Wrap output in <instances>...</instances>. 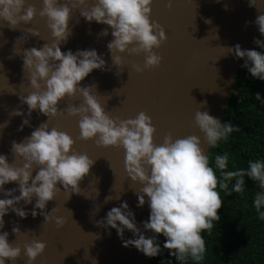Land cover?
<instances>
[{
  "label": "clouds",
  "instance_id": "clouds-1",
  "mask_svg": "<svg viewBox=\"0 0 264 264\" xmlns=\"http://www.w3.org/2000/svg\"><path fill=\"white\" fill-rule=\"evenodd\" d=\"M26 3L27 0H0V21H6L9 28L14 29L21 22L27 25L38 14L47 18L52 39L39 48L23 49L21 68L24 75L27 73L33 91L18 97L21 104H26L27 110L14 109L11 113L21 116L17 130L30 126L33 111L38 116L44 115L47 120L61 111L78 115L80 139L94 138L99 146L123 148L127 177L140 186L138 190L133 189L136 207H143L147 202L149 213L146 220L138 223L127 201L121 200L118 206L111 207L104 217L96 221L98 226L105 230L109 227L115 229L124 247L134 246L149 258L161 256L159 264H165V249L168 250L167 256L174 257L180 264L189 259L198 264L205 253L201 232L210 230L213 221L220 219L217 210L222 201L217 188L228 195L241 193L244 191L245 177L258 186L252 207L258 218L264 220V160H249L247 168L226 170L229 155L225 152L215 155L214 166H210L209 154L197 135L173 139L166 134L163 142L157 145L153 142L155 128L145 112L141 111L135 118L128 119L110 117L91 94L94 85L80 84L94 69L110 70L104 53H98L95 48L61 51V45L67 42L71 33L68 21L72 11L85 5L87 0H41L42 7L38 13L30 3L25 7ZM151 3L152 0H93L88 8H80L79 15L86 23L108 26L99 31V36H107L111 30L113 38L106 43V48L112 65L121 66L122 58L115 53L124 52H142L143 69L159 65L161 57L153 49L160 46L166 35L156 21H150ZM248 4L255 6V0H248ZM253 23L260 36L264 37V12H259ZM26 32L39 35L38 30L31 27ZM27 38V35H21L16 42L23 43ZM253 43L256 48L242 49L238 43L220 48L222 55L243 58L241 67L253 79L264 81V39L254 37ZM132 67L137 72L143 70L136 64ZM76 93L82 96L83 103L67 105L63 109L58 107V101ZM254 97L264 103L259 92H255ZM47 120L19 142L15 139L10 142L11 162L5 154L0 153V229L9 211L23 219L29 213L35 217L39 210L44 222L55 219L58 226L63 225L62 217L52 216L55 207L44 211L46 204L53 200L61 187L65 191L78 192V182L94 163L87 154L73 150V138L55 127L49 128ZM194 123L203 133V142L207 147H215L218 142L227 140L230 133L239 131L236 125L229 121L222 123L220 118L210 115L207 110L198 109L194 114ZM6 124L7 121L0 124V128ZM16 158L22 163H14ZM9 182H15L16 187L5 188L4 185ZM17 192L18 195L15 194ZM122 192L115 194V197L105 196V202L113 198L119 200ZM21 201L24 205L31 203V209L19 207ZM125 230L131 232V238H123ZM12 232H19V228L14 226ZM146 232L150 234L146 235ZM157 234L164 238L162 244ZM44 248L45 243L40 240L26 243L23 249L26 264H32ZM20 252V247L8 241V232L0 231V264H6V260L10 264ZM167 264H172V260L169 259Z\"/></svg>",
  "mask_w": 264,
  "mask_h": 264
},
{
  "label": "water",
  "instance_id": "water-1",
  "mask_svg": "<svg viewBox=\"0 0 264 264\" xmlns=\"http://www.w3.org/2000/svg\"><path fill=\"white\" fill-rule=\"evenodd\" d=\"M92 2L87 0L85 5L72 11L68 21L71 33L67 42L61 45V51L95 48L98 53H104L106 64L111 68L92 70L80 82L81 86L94 85L91 94L114 119L135 118L137 113L145 112L155 128V144H161L166 134L173 139L197 135L209 153V147L203 142V133L194 123V114L198 109L207 110L210 115L221 118L230 93L237 95L232 86L243 58L222 55L220 47L237 43L242 49L255 46L253 38L261 36L253 21L259 12H264V0H255V6H249L248 0H152L150 21L154 20L161 26L166 38L153 49L161 57L159 65L147 69H143L142 52L115 53L121 56L122 64L120 67L112 65L106 48V43L113 38L111 30L107 36H99V31L108 26L86 23L79 15L80 8H88ZM29 3L35 6L37 13L42 7L41 0H27L25 7ZM29 27L38 30L39 35L27 33ZM21 35H27V40L16 42ZM51 39L47 18L38 14L27 25L21 22L14 29L9 28L6 21H0V124L7 121L6 126L0 128V153L5 154L9 162L13 160L9 152L10 142L13 139L19 142L47 120L44 115L38 116L33 111L30 126L18 131L21 116L11 115L14 109L27 110L26 104H21L18 97L33 91L27 73L24 75L21 68L23 49L39 48ZM133 64L143 70L135 71ZM81 103L83 98L76 93L58 101V107L63 109L67 105ZM78 119V115L61 111L49 117L47 123L49 128L55 127L69 134L74 140L72 149L87 154L94 163L78 182V192L65 191L61 187L53 200L47 202L44 211L55 207L52 216L62 217L63 225L58 226L55 219L44 222L39 210L35 217L29 213L22 219L11 211L4 216V226L0 231H7L8 241L21 249L20 255L10 264H26L23 249L32 240L45 243V248L32 264H150L153 257L144 256L134 246H122L115 229L109 227L105 230L96 224L121 200L127 201L138 223L147 219L149 209L147 202L143 207H136L133 189L138 190L140 186L127 177L123 148L99 146L94 138L80 139ZM13 162L22 163L19 158ZM57 186L60 187L59 184ZM4 187L13 188L16 183L9 182ZM121 190L119 200L113 198L105 202V196L115 197ZM18 206L31 209L32 204L24 205L21 201ZM14 226L19 228V232H12ZM131 236L130 231H124L123 238ZM157 237L160 241L161 235L157 234Z\"/></svg>",
  "mask_w": 264,
  "mask_h": 264
},
{
  "label": "trees",
  "instance_id": "trees-1",
  "mask_svg": "<svg viewBox=\"0 0 264 264\" xmlns=\"http://www.w3.org/2000/svg\"><path fill=\"white\" fill-rule=\"evenodd\" d=\"M259 39H264L260 37ZM255 45L253 48H256ZM233 89L221 122L229 121L239 128L229 134L228 139L209 147V165L217 154L228 153L226 170L247 168L249 160H264V103L257 101L255 92L264 98V81L253 79L245 68L239 67L234 75ZM218 175V173H217ZM231 185H229V188ZM258 186L245 177L244 191L225 194L217 188L222 201L217 210L219 220L213 221L210 230H202L205 253L198 264H264V220L258 218L252 207V199ZM264 210V209H262ZM164 238L161 236L160 242ZM163 250L165 264H180ZM161 256L153 257L150 264H159ZM184 264H197L190 259Z\"/></svg>",
  "mask_w": 264,
  "mask_h": 264
}]
</instances>
